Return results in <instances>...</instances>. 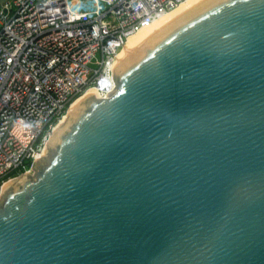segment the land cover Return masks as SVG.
I'll use <instances>...</instances> for the list:
<instances>
[{"label":"water","instance_id":"95a60500","mask_svg":"<svg viewBox=\"0 0 264 264\" xmlns=\"http://www.w3.org/2000/svg\"><path fill=\"white\" fill-rule=\"evenodd\" d=\"M89 90L0 196V264H264V0H205Z\"/></svg>","mask_w":264,"mask_h":264},{"label":"built area","instance_id":"2783aa9c","mask_svg":"<svg viewBox=\"0 0 264 264\" xmlns=\"http://www.w3.org/2000/svg\"><path fill=\"white\" fill-rule=\"evenodd\" d=\"M186 0H6L0 8V196L34 173L89 89L108 98L128 38Z\"/></svg>","mask_w":264,"mask_h":264},{"label":"bare ground","instance_id":"6f19581e","mask_svg":"<svg viewBox=\"0 0 264 264\" xmlns=\"http://www.w3.org/2000/svg\"><path fill=\"white\" fill-rule=\"evenodd\" d=\"M205 0H186L184 1L178 8H176L174 11V13L169 12L166 13L164 15H162L160 18L154 20L152 23H150L149 25L144 26L143 28H141L138 32L134 33L133 35H131L125 46L123 47L120 55H119V64L117 66V69L119 68V66L128 58L130 57L139 47L140 45L153 33L155 32L157 29H159L162 25H164L166 22H168L170 19H172L173 17L184 13L192 8H194L195 6H197L198 4L202 3ZM89 90H93V89H89ZM89 90H87L86 92H88ZM85 92V93H86ZM83 96V95H82ZM81 96V97H82ZM80 97V98H81ZM79 99V98H78ZM77 99V100H78ZM75 102V101H74ZM73 102V104H74ZM72 104V105H73ZM71 105V106H72ZM62 123V121H61ZM58 124V126L56 127L54 134L56 133L57 129L59 128V126L61 125ZM53 134V136H54ZM52 136V138H53ZM51 138V139H52Z\"/></svg>","mask_w":264,"mask_h":264},{"label":"rangeland","instance_id":"374dc122","mask_svg":"<svg viewBox=\"0 0 264 264\" xmlns=\"http://www.w3.org/2000/svg\"><path fill=\"white\" fill-rule=\"evenodd\" d=\"M5 1L6 0H0V8L2 7V5L5 3ZM174 11V10H173ZM172 12V11H171ZM172 13H174V12H172ZM77 101V100H76ZM75 101V102H76ZM74 102V103H75ZM71 107V106H70ZM70 107L68 108V109H66V111H65V113H64V116L61 118V121H63L64 120V118H65V116H66V114H67V112L69 111V109H70ZM61 121H60V123H61ZM59 123V124H60ZM30 175H33L34 173H29ZM22 176V175H21ZM15 180V179H14ZM13 181V180H12ZM11 182V181H10Z\"/></svg>","mask_w":264,"mask_h":264}]
</instances>
